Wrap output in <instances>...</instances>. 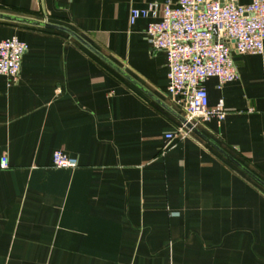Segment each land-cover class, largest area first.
<instances>
[{
	"label": "crops",
	"instance_id": "obj_1",
	"mask_svg": "<svg viewBox=\"0 0 264 264\" xmlns=\"http://www.w3.org/2000/svg\"><path fill=\"white\" fill-rule=\"evenodd\" d=\"M177 2L0 0V41L27 46L0 76V264H264V50L202 84L223 121L166 140V55L128 18Z\"/></svg>",
	"mask_w": 264,
	"mask_h": 264
},
{
	"label": "built area",
	"instance_id": "obj_2",
	"mask_svg": "<svg viewBox=\"0 0 264 264\" xmlns=\"http://www.w3.org/2000/svg\"><path fill=\"white\" fill-rule=\"evenodd\" d=\"M139 19L150 20L145 34L151 50L166 55L167 92L184 120L165 139L180 141L211 119L223 121V102L210 108L202 84L215 78L220 89L238 79L232 50L238 55L263 53L264 0H249L246 5L238 0H178L174 6L151 3L130 10L129 25ZM26 50V44L16 37L0 41V76L9 84L17 82ZM51 159L56 169L73 170L78 166L75 158L60 151H55ZM5 168L7 158L3 156L0 169Z\"/></svg>",
	"mask_w": 264,
	"mask_h": 264
},
{
	"label": "water",
	"instance_id": "obj_3",
	"mask_svg": "<svg viewBox=\"0 0 264 264\" xmlns=\"http://www.w3.org/2000/svg\"><path fill=\"white\" fill-rule=\"evenodd\" d=\"M69 34L70 35H72V36H74V37H76L74 34H71L70 32H69ZM180 122L181 123H184V120L182 119V118H180ZM187 128H191V126L190 125H187ZM192 132H194V133H197V130L196 129H192ZM243 169V168H242ZM247 173H249L248 171H246ZM250 174V173H249ZM256 181H258L259 183H261L257 178H255L254 176H252ZM262 185H264L263 183H261Z\"/></svg>",
	"mask_w": 264,
	"mask_h": 264
}]
</instances>
